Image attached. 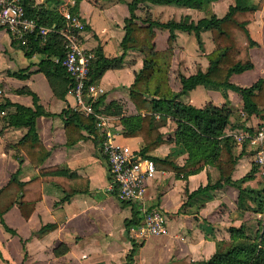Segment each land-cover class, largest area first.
Here are the masks:
<instances>
[{
	"label": "crops",
	"instance_id": "0c3cea01",
	"mask_svg": "<svg viewBox=\"0 0 264 264\" xmlns=\"http://www.w3.org/2000/svg\"><path fill=\"white\" fill-rule=\"evenodd\" d=\"M131 1L27 0L31 8L47 15H62L61 5L72 3L71 7L77 6L84 23L79 36L85 48L94 52L98 48L106 57L123 53L119 64L104 68L92 83L97 98H102L101 110L108 102L116 100L124 114L144 112L138 111L129 97V85L135 71L142 66L143 53L135 44L122 46L124 20L129 16ZM233 3L234 0H203L200 6L192 7L138 0L134 21L141 26L153 21L187 19L196 22L211 14L222 16ZM246 27L256 42L248 48L253 66L230 74L229 81L238 85H249L264 77V5L254 12ZM152 29L155 47L166 48L169 30L158 25H152ZM57 44L50 47L56 49ZM172 47L169 84L174 91H179L180 74L207 69V54L214 48L211 31L201 29L197 35L193 30L176 28ZM46 58L59 59L55 54L48 55L47 51L27 49L9 32L0 29V188L17 169L18 180L25 182L21 188L13 184L4 194V204L15 197L3 213L5 223L15 232L6 230L0 223V264H126L133 245L126 231V220L133 217V210H137L135 218L138 220L140 210L136 204L121 201L107 190L108 166L95 143V134L86 128L87 122L65 120L63 109L76 111L75 96L68 91L65 74L43 72L40 61ZM33 94L43 111L35 118L41 147L27 150L16 143L28 127L11 124L9 117L16 111V103L34 107ZM180 99L195 106L208 102L218 106L225 104L231 114L224 132L253 129L264 114V108L259 114L244 112L238 92L230 87L201 83ZM103 112L109 115L112 126L121 131L120 115ZM236 120L241 123H233ZM168 124L172 125L171 131H165L166 124L159 126L163 137L173 135L176 124L170 116ZM117 141L129 144L136 152L144 144L139 135L120 133ZM234 144L237 159L231 176L238 179L251 168L253 155L250 145L249 151L243 147L244 143ZM45 150L48 151L45 158L40 163L33 162ZM148 154L166 157L177 165H182L188 156L184 146L175 142H163ZM156 168L147 183L145 204L158 205L165 211L166 230L137 242L129 264H190L192 260L208 258L215 252L217 241H224V246L230 243L229 226L254 222L261 215L238 208V188L230 183L197 191L219 179V169L214 164L206 163L187 175ZM41 169L44 173L40 174ZM246 185L259 188L264 182L255 173L243 182V186ZM21 198L25 199L24 211L31 206L27 217L19 206ZM48 223L53 226L39 233Z\"/></svg>",
	"mask_w": 264,
	"mask_h": 264
},
{
	"label": "trees",
	"instance_id": "16d2710c",
	"mask_svg": "<svg viewBox=\"0 0 264 264\" xmlns=\"http://www.w3.org/2000/svg\"><path fill=\"white\" fill-rule=\"evenodd\" d=\"M21 1L27 13L34 16L39 23L54 24L56 27L64 22L62 15L39 13L27 4V0ZM152 1L192 7L200 6L203 2V0ZM244 1L234 0V3L228 7L222 16L211 14L199 18L196 22L187 21V19L165 22L153 21L148 26H141L134 21L136 18L134 10L138 0H132L128 5L129 16L125 17L124 20L125 34L122 39V46L126 48L135 44L143 53L142 66L138 71H135L134 80L129 85V97L136 109L138 111L144 110V112L124 114L121 105L116 100L108 102L102 109V111L120 115L123 124L122 135H139L142 137L144 144L138 153L151 158L156 167L172 170L176 173L184 172V175H187L200 170L206 163L214 164L219 169V179L213 184L199 187L197 191L214 188L222 183H230L238 188V208L250 209L261 214L255 218L254 222H243L239 226H229L230 243L227 246H224V241H217L216 250L211 256L192 260L190 264H264V186L259 188L243 186V182L252 178L257 172V165L253 162L249 171L240 178L234 179L231 176L237 159L234 152L235 142L229 136L224 135V130L230 122V108L225 104L218 106L211 102L203 106H195L180 99V96L189 89L203 83L216 87H230L237 91L242 100V109L248 115L259 114L261 108H264V77H259L249 85H238L229 81L232 72L243 71L253 66L248 48L256 42L251 38L246 23L253 19L254 12L264 5V0H257L255 3ZM71 10L77 12V6L71 7ZM152 25L162 26L169 30L166 48L157 49L155 47L153 42L155 32ZM176 28L193 30L197 35L201 29H210L214 43L213 50L207 54L209 60L207 69L205 71L198 69L189 75L180 74L181 88L179 91H174L169 84V69L173 56L172 40L175 37ZM55 42L58 43L56 49L51 48L50 45ZM25 45L30 50L47 51L48 55H57L58 61L49 58L41 60V69L46 75L51 73L65 74L68 78V86L71 84L70 77L60 62L64 55V45L63 38L58 32L50 31L45 39L31 35ZM94 53L95 58L89 67V82L94 81L104 68L119 64L123 58V53L115 57H106L98 48ZM33 100L34 107L16 103V111L9 117L11 124H24L28 127L27 132L16 143L17 146L27 150L41 147L35 128V118L43 111L37 103L35 94H33ZM101 101V97L97 98L94 103L95 106H99ZM62 111L67 122L72 120L87 122L86 128L95 134V143L100 147V133L94 128V121L91 116H85L68 108ZM168 116L174 120L176 125L172 136L163 137V133L159 129L161 124L159 121ZM163 142H175L184 146L188 156L182 165H177L166 157L148 154ZM47 153L48 151L45 150L33 162L40 163ZM17 173L18 169L11 174L9 181L0 188V223L11 232L15 231L5 223L3 213L15 201V197L10 198L4 204V194L13 184L21 188L25 183L18 180ZM41 173H44V169L40 170ZM24 201L25 199L21 198L19 206L23 215L27 217L31 206L27 211H24L22 209ZM136 214L137 210H133V217L126 220V227L136 221ZM52 226L51 223L44 225L39 233L47 231ZM137 245L138 243L133 241L126 264L130 263Z\"/></svg>",
	"mask_w": 264,
	"mask_h": 264
},
{
	"label": "built area",
	"instance_id": "2783aa9c",
	"mask_svg": "<svg viewBox=\"0 0 264 264\" xmlns=\"http://www.w3.org/2000/svg\"><path fill=\"white\" fill-rule=\"evenodd\" d=\"M71 5H61L64 22L55 27L39 23L27 13L21 0H0V29L9 32L21 44H25L31 35L45 39L50 31L62 36L64 55L60 62L71 80L68 91L75 96L76 111L91 116L94 128L100 133V150L109 173L107 190L114 192L121 201L136 204L140 210L139 219L130 223L126 231L131 240L141 242L150 235L166 230L165 211L158 205L145 204L147 183L157 168L151 158L134 151L127 143L118 142L121 131L112 126L108 114L95 106L96 90L93 83L88 81L89 67L95 53L83 46L79 31L84 23L78 12L71 10ZM224 135L237 144L247 142L251 146L253 161L257 165L256 173L264 181V122L251 130H228Z\"/></svg>",
	"mask_w": 264,
	"mask_h": 264
},
{
	"label": "rangeland",
	"instance_id": "374dc122",
	"mask_svg": "<svg viewBox=\"0 0 264 264\" xmlns=\"http://www.w3.org/2000/svg\"><path fill=\"white\" fill-rule=\"evenodd\" d=\"M257 0H245L244 2H248V3H255ZM238 116H239V113L237 114ZM158 121H159V118H158ZM161 124L159 125V126H161L162 125V123L163 124H166V127H164V129H165V131H171V124H168L167 125V118L166 119H164V120H161L160 119V121H159ZM264 122V114H263V116H262V119H261V121H260V123H263ZM233 123H236V124H239V123H241L239 120H236V122H233ZM158 124V123H157ZM163 133V132H162ZM243 147H246V150L248 149L249 151H250V147H249V145H248V143L247 142H244V145H243ZM252 150V149H251ZM253 163H254V161H253ZM263 181V180H262ZM264 182V181H263ZM263 185H261V187H262Z\"/></svg>",
	"mask_w": 264,
	"mask_h": 264
}]
</instances>
